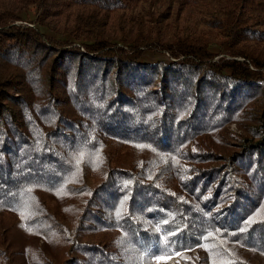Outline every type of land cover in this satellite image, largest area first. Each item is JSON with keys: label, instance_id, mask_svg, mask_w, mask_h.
Returning a JSON list of instances; mask_svg holds the SVG:
<instances>
[{"label": "trees", "instance_id": "16d2710c", "mask_svg": "<svg viewBox=\"0 0 264 264\" xmlns=\"http://www.w3.org/2000/svg\"><path fill=\"white\" fill-rule=\"evenodd\" d=\"M173 256L264 264V0H0V264Z\"/></svg>", "mask_w": 264, "mask_h": 264}, {"label": "rangeland", "instance_id": "374dc122", "mask_svg": "<svg viewBox=\"0 0 264 264\" xmlns=\"http://www.w3.org/2000/svg\"><path fill=\"white\" fill-rule=\"evenodd\" d=\"M234 127V126H233ZM181 258V257H180ZM177 260H178V258H174V261L175 262H177ZM181 261H182V263H183V259L181 258ZM158 262H159V264H172L171 262H170V258L169 259H163V258H160V259H158Z\"/></svg>", "mask_w": 264, "mask_h": 264}, {"label": "built area", "instance_id": "2783aa9c", "mask_svg": "<svg viewBox=\"0 0 264 264\" xmlns=\"http://www.w3.org/2000/svg\"><path fill=\"white\" fill-rule=\"evenodd\" d=\"M174 258H178L177 262L174 261ZM170 262H171L172 264H179V263H182L180 256H173V257H170Z\"/></svg>", "mask_w": 264, "mask_h": 264}]
</instances>
